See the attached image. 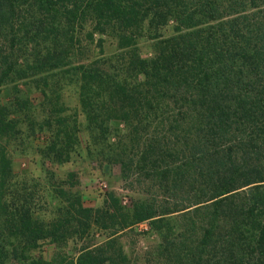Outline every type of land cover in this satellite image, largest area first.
Listing matches in <instances>:
<instances>
[{"label":"trees","instance_id":"obj_1","mask_svg":"<svg viewBox=\"0 0 264 264\" xmlns=\"http://www.w3.org/2000/svg\"><path fill=\"white\" fill-rule=\"evenodd\" d=\"M83 33L110 38L113 52L75 63ZM63 70L89 140L105 141L144 195L87 207L59 189L49 221L22 212L5 223L0 264H264V0H0V94L29 80L47 97ZM65 121L42 124L56 164L76 136ZM8 127L0 113V135ZM143 222L154 240L131 258L122 238ZM44 238L58 249L47 259L32 253Z\"/></svg>","mask_w":264,"mask_h":264},{"label":"rangeland","instance_id":"obj_2","mask_svg":"<svg viewBox=\"0 0 264 264\" xmlns=\"http://www.w3.org/2000/svg\"><path fill=\"white\" fill-rule=\"evenodd\" d=\"M97 38L103 40L102 51L97 46ZM146 45L143 40L138 41L143 56L149 50ZM113 47L108 37L95 35L89 41L83 33L72 61L78 63L101 59L113 52ZM57 73L46 80L44 90L47 97H43L39 88L29 80L18 83V94L14 95L10 85L3 87L0 94V113L4 115V122H9L6 134L0 135V153H4L6 158L2 163L3 177L0 182V204L3 202L4 206V210L0 209V235L3 239L7 235L5 223L22 212L30 214L32 218L49 221L58 203L53 198L59 189H76L87 207L99 206L109 193L126 207L144 195L136 181L122 180L119 166L108 156L105 141L91 143L84 130L74 77L64 70L59 75ZM18 98L19 101H14ZM61 117L68 127H74L77 131L74 143L73 138L71 140L68 161L56 164L46 150L53 137L42 124L49 121L56 125V120ZM119 128L121 125L116 122L110 123L111 141ZM146 229V223H140L122 238L124 249L131 258L141 257L143 247L154 240L153 236L144 233ZM76 249L77 245L68 240L62 251L68 257ZM56 251L58 249L49 238H44L36 242L32 253L35 257L47 259ZM8 264L20 263L12 259Z\"/></svg>","mask_w":264,"mask_h":264}]
</instances>
